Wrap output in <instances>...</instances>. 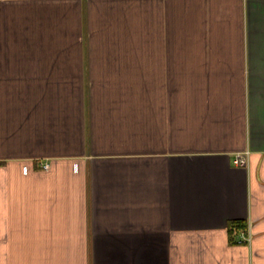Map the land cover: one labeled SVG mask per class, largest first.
<instances>
[{
  "label": "crops",
  "instance_id": "1",
  "mask_svg": "<svg viewBox=\"0 0 264 264\" xmlns=\"http://www.w3.org/2000/svg\"><path fill=\"white\" fill-rule=\"evenodd\" d=\"M0 264H264V0H0Z\"/></svg>",
  "mask_w": 264,
  "mask_h": 264
},
{
  "label": "built area",
  "instance_id": "2",
  "mask_svg": "<svg viewBox=\"0 0 264 264\" xmlns=\"http://www.w3.org/2000/svg\"><path fill=\"white\" fill-rule=\"evenodd\" d=\"M249 155H250V151L249 150H246L245 152H238L235 155V158H234L235 164L238 165V166H243V167L247 166L248 163H249ZM49 167H50V164H48V163H44L43 164V168L48 169ZM27 170H28L27 166H24L23 167V171L27 172Z\"/></svg>",
  "mask_w": 264,
  "mask_h": 264
},
{
  "label": "trees",
  "instance_id": "3",
  "mask_svg": "<svg viewBox=\"0 0 264 264\" xmlns=\"http://www.w3.org/2000/svg\"><path fill=\"white\" fill-rule=\"evenodd\" d=\"M242 226L243 224L241 221H232L228 224V229L230 232H233L234 229H239Z\"/></svg>",
  "mask_w": 264,
  "mask_h": 264
}]
</instances>
